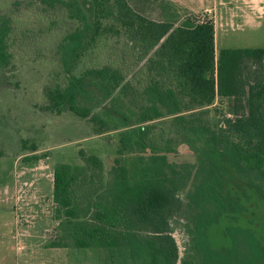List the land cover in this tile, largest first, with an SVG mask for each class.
<instances>
[{
    "label": "trees",
    "instance_id": "16d2710c",
    "mask_svg": "<svg viewBox=\"0 0 264 264\" xmlns=\"http://www.w3.org/2000/svg\"><path fill=\"white\" fill-rule=\"evenodd\" d=\"M21 1L24 20L0 3V74L14 46L51 59L43 110L117 136L107 171L81 150V165L54 166L47 247L109 249L111 264L124 250L126 264H264V48L216 51L211 20L175 27L129 0Z\"/></svg>",
    "mask_w": 264,
    "mask_h": 264
},
{
    "label": "rangeland",
    "instance_id": "374dc122",
    "mask_svg": "<svg viewBox=\"0 0 264 264\" xmlns=\"http://www.w3.org/2000/svg\"><path fill=\"white\" fill-rule=\"evenodd\" d=\"M0 1L17 20L25 19L21 0L18 5H12L15 0ZM129 2L148 19L171 21L175 27L187 18L211 20L216 51L264 48V14L253 6L243 9L234 1L232 6L225 4L227 0ZM243 14L252 20H245ZM114 47L108 49L113 51ZM16 48H12L10 65L0 74V264H111L109 249L47 246L57 236L58 225L53 218L54 166L81 165V150L97 156L107 171L116 156V133L93 135L92 127L71 113L45 112L43 89L56 78L58 65ZM219 110L228 114L230 103L223 101ZM32 147L35 152H31ZM179 152L178 159L192 161L188 151ZM172 236L181 254L186 237L180 227ZM113 257L121 264L128 262L126 250Z\"/></svg>",
    "mask_w": 264,
    "mask_h": 264
},
{
    "label": "crops",
    "instance_id": "0c3cea01",
    "mask_svg": "<svg viewBox=\"0 0 264 264\" xmlns=\"http://www.w3.org/2000/svg\"><path fill=\"white\" fill-rule=\"evenodd\" d=\"M227 1L228 2L225 4L232 6L233 1H234V3L236 5H238L239 7L243 8V9L249 8V7L251 8V6H253L256 10H258L259 12H262L264 14V0H227ZM238 1H242V2L239 3ZM231 10H232V7H230L229 11H231ZM243 17H245V20H252L250 18L249 14H243Z\"/></svg>",
    "mask_w": 264,
    "mask_h": 264
}]
</instances>
